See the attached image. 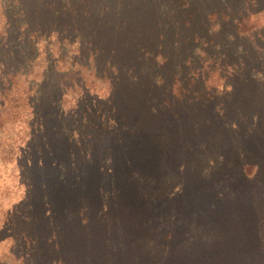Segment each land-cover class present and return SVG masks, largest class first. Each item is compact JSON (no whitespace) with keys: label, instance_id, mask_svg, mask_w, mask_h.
I'll use <instances>...</instances> for the list:
<instances>
[{"label":"rangeland","instance_id":"1","mask_svg":"<svg viewBox=\"0 0 264 264\" xmlns=\"http://www.w3.org/2000/svg\"><path fill=\"white\" fill-rule=\"evenodd\" d=\"M248 1L251 5L245 7L254 14L237 29L240 35L254 31L264 38V0ZM222 24L213 34L219 44ZM125 30L136 40L134 28ZM188 31L168 24L156 29L154 50L143 46L151 57H142V52L133 51L134 46L132 51L123 49L122 30L117 27L93 34L104 58H121L120 65L129 72L120 66L102 71L92 60L90 65L97 68L89 71L82 66L80 73L72 61L74 80L84 83L104 72L108 80L104 85L121 88L124 101L128 100L135 116L131 125L136 127L125 131L131 118L121 122L105 110L111 92L99 89L96 82L86 90L90 101L81 94L83 104L74 103L71 91L64 95L63 108L69 107L74 114L64 116L74 138L63 133L55 118V138L45 156L29 162L31 170L25 169L14 188L0 196V264H210L217 254L216 264H222L225 254L235 258L230 264H246V255L247 264H264V91L252 92L228 109L213 98L205 106H211L207 110L211 118L184 111V138L165 135L167 116L176 118H171L173 112H168L164 99L177 98L171 92L179 88V73L189 70L192 58L197 62L200 54L184 43ZM46 48L39 58L61 71L62 59L54 54L56 44ZM30 58L29 51L16 46L9 62L18 66L27 62L26 72L35 76L24 79L25 87L32 92L37 89L41 100L51 94L50 100L58 105L54 99L61 90L39 78L41 62L39 67L34 61L30 66ZM144 68L151 75L154 70L164 76V88L145 80L131 82ZM53 76L60 77L58 72ZM195 89L199 92L201 87ZM102 92L105 100L95 98ZM150 97L157 107L149 114ZM22 108L19 104L11 112ZM221 112L233 118L238 115L224 122L238 134L220 135ZM193 126L194 133H189ZM8 129L7 138H0V148H8L7 153L12 149L19 162L41 148L32 145L27 151L28 138L19 141L13 126ZM4 167L13 170L9 164ZM213 170L218 172L210 176ZM32 172L37 181L31 179ZM20 233L24 236L18 238Z\"/></svg>","mask_w":264,"mask_h":264},{"label":"trees","instance_id":"2","mask_svg":"<svg viewBox=\"0 0 264 264\" xmlns=\"http://www.w3.org/2000/svg\"><path fill=\"white\" fill-rule=\"evenodd\" d=\"M246 4L251 5L248 0H0V138H7L8 125H11L15 129L14 136L17 140L28 138L25 142L27 151L32 145L41 146L37 153H28L24 162L23 160L19 162L12 149L7 153L8 148H0V196L14 188L25 169L31 170L30 165L27 166L29 162L33 159L39 161L45 156L47 147L55 138L53 135V132H56V126H53L55 118L63 133H67L68 138H74L69 133L67 120L64 119V116L72 112L68 111L69 107L62 106L63 97L68 91L74 93V103L80 101L83 104L86 101L81 94H87L90 101L92 96L86 90L94 88L96 82L99 89L104 87V92L106 91L107 94L111 92L105 102V110L112 112L121 122L131 118L129 128L125 131L130 132L136 127V123L131 125L135 116L130 112L132 110L128 100L124 101L125 96L120 92L121 88L104 85L108 81L104 72H96L95 74L99 73L101 77L84 80V83L74 80L72 73L74 68L80 73L82 66L87 67L89 71L97 68V65H90L92 60L99 63L102 71L107 68L114 70V67L120 66L122 70L129 72L127 66L120 65L121 58H104L103 49L96 42L95 37L93 38V34L100 32L101 29L117 27L122 30L119 43L124 46L123 49L132 51L134 46L133 51L142 52V57L153 55L150 51L146 52L143 46L152 48L156 29L164 28L168 24L189 30L184 43L193 45L200 54L196 57L197 62L192 58L190 61L192 66L188 68L189 70L179 73V77L182 78L179 88L176 92H171L177 98L164 99L170 108L168 112H173L171 118H176L170 120L167 116V120L163 123L165 131L168 130L166 136L171 134L173 138L175 136L184 138V111L190 114L197 111L200 115L205 114L206 117L211 118L212 116L207 113L211 106L208 108L205 106L209 105L213 98L218 101L216 104L219 107L228 109L227 107L232 103L238 106L252 92H263L264 38L260 32L254 31L240 35L237 29V27L242 28L251 14H254L248 12ZM232 21H235V24L231 23ZM221 23L224 27L220 32L219 44L213 39V34ZM232 26L234 29H231ZM129 27L134 28L138 33L136 40L131 32L125 30ZM226 28L232 33H225ZM222 38L224 40H221ZM52 44L57 46L54 54L62 59L61 71L49 61L39 58L40 52L47 51L46 46ZM16 46L30 52L32 55V58L28 59L30 66L34 61L39 67L38 62H41L40 73L37 74L40 79L47 80L48 85L51 83L57 91L61 90L54 99L55 104L58 105L54 106L53 100H50L51 94L41 100L42 96L37 89L32 92L25 87L24 79L29 75L26 72L27 62L24 66L12 65L9 62ZM155 55L159 56L158 53ZM130 57L131 55L127 56L126 60ZM148 70L144 68L141 70L142 75L132 76L131 82L145 80L149 81V84L164 88V76L154 70L151 75ZM55 72L59 73V78L53 76ZM198 86L201 87L199 92L195 89ZM179 91L181 92L178 96L176 93ZM104 92L95 98L105 100ZM136 92L142 93L140 90ZM149 101L150 114L157 105L152 97ZM19 104L23 106L21 112H11ZM227 115L226 112L220 113L221 122L218 131L222 137L238 134L237 130L229 131L231 124L224 123L237 119L238 115L234 118ZM72 116L74 117V114ZM194 127L188 128V132L194 133ZM88 137L89 135L84 136V138ZM5 164H9L13 170L9 171L10 169L4 167ZM23 164L24 166L21 167ZM214 171L218 172L213 170L210 176ZM31 179L38 180L33 172ZM32 200L35 202L36 196ZM22 234H18L17 237L24 236ZM206 256L209 259L214 257L212 254ZM217 258H220L219 254L214 260ZM222 258V264H230L235 259L227 254ZM245 258L247 264L248 255L244 256ZM214 260L210 261V264L218 263H213Z\"/></svg>","mask_w":264,"mask_h":264}]
</instances>
